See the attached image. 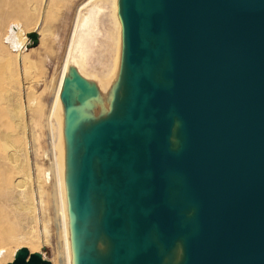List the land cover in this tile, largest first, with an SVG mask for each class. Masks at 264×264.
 <instances>
[{
    "label": "bare ground",
    "instance_id": "1",
    "mask_svg": "<svg viewBox=\"0 0 264 264\" xmlns=\"http://www.w3.org/2000/svg\"><path fill=\"white\" fill-rule=\"evenodd\" d=\"M34 1L35 0H29V2H26V0H23V2H21L20 0L19 2L18 0H0V62L4 60L3 58L9 57L10 60L13 61L15 71L18 63L23 65L27 63V57L20 53L24 45L23 22L21 20H27H24V17H27L28 9L31 6H34L33 9H35L38 5L35 9L37 10L36 17L38 18L41 11L42 13L48 12L53 2V0H38L39 3H36V1L34 3ZM101 2L99 0H82L76 7L69 41L50 107V116L54 117L55 120V126L50 123L51 154L53 156L52 168L43 169L38 166L41 171H38L37 176H35L37 183L42 179L44 181L51 179V177L54 179L63 256L62 263L81 264L83 261L87 260L88 257L91 258L93 256L112 252L113 245L109 240L110 238H107L106 233V235H99L97 248L93 241L88 238L90 228H95V230H97L100 223H102L103 217H106L108 211L106 206L108 204L107 197L104 196L101 199L95 197L92 199L90 201L89 214L84 220L82 219V185L86 175H79V170L71 164V147L66 143L64 136L67 118L69 116L72 127L71 141L74 144L73 146L75 147V145L80 142L83 151L86 153L87 147L83 140L84 134H82L83 136L81 138V134L79 133L81 128L86 127L87 131H90L94 126L105 124V130L110 134L113 131L110 122L113 120L114 115L124 119L123 112L125 105L123 101L131 91L128 82L131 72L128 68L129 65L130 70H133L132 82L135 85L137 93V97H134L131 102L135 108V115H131L129 120H135L139 117L140 107H147L149 111L148 122L154 128L160 143L164 146V148H160L158 142L155 140L150 141L147 145L145 164L148 167L147 177L153 187L150 197L154 203L151 213L159 204H165L172 210V206L164 201V193L171 184L167 182L169 175L173 182L177 181L183 184L184 188L179 190L180 195L184 197L186 194L189 195L187 199L190 207L184 209L182 211L183 213H178L176 211L173 219L172 231L169 234L162 232L155 221L151 220V236L157 241L160 249L165 248L163 238H173L171 255L165 256L163 264H189L190 244L193 238L200 233L201 228L199 219L201 199L196 196L194 188L190 185L186 171L178 166L167 167L161 174L162 179L165 181L162 198L159 202L152 199L156 186L153 182L150 146L153 145L163 153L168 152L176 160H179L187 149L189 142L186 121L179 113L175 102L171 101L167 110H161L157 105L152 104V97L156 89H164L170 94L173 93L174 57L171 36L165 26L166 14L163 10L164 1L129 0L130 6L127 9L128 32L131 25L137 26L138 44L137 49H131L129 44L127 48L126 41L123 54L120 53V41L123 35L126 36L127 26L124 20L119 17V13L124 4L121 0H109V5L106 4V1ZM143 7L144 12H142ZM155 13L157 14V19L160 20L161 23V32L160 34L158 32L157 35L159 38L157 46L150 51L148 50L149 40L147 36L152 32V15ZM108 15H110L111 20V35L113 40V46L110 50L111 57L106 49L109 45H103L104 40H106L108 36L103 27V18L106 19ZM11 20L14 22L8 23V21ZM150 38L152 37L150 36ZM163 48L166 52L165 57L163 56L162 67L170 71L171 74L168 78V82L162 81L163 85L159 86L160 79L159 76H157L158 70L153 68V56L155 55L156 57ZM105 54L108 55V60L110 59L108 62L111 61V65L107 62L103 68L100 77L101 90L99 91L95 83V78H97L95 72L88 68V65L93 57L97 58L98 64L103 63ZM122 55L124 59L123 65H121L122 67L117 74L120 78V85L114 90L112 89L113 84L111 86V76L116 67V63L121 59L120 56ZM1 64V71L7 69L6 64ZM153 72V84H150L148 81L149 73L153 74ZM146 88H149V92L145 91ZM117 94L121 95V101L117 104L114 103L115 105H109L108 99L110 100L111 97H115ZM30 98L31 97H29V99ZM29 103L31 102H28V104ZM32 103H34V101H32ZM93 103L99 105V111L92 108ZM103 106H107V109H109L108 114H105ZM89 108L95 113L90 114L92 111H88L87 109ZM17 111L18 109H12L13 115L17 113ZM1 113L0 106V126L6 127L5 130H0V260L11 261L13 259V255H11L13 249L12 245L18 247L25 246L32 252L38 248L42 242V238L40 236L38 218L36 215V202H34L33 197L34 189L32 188V182L34 177L32 176L29 166L26 148L24 146L22 148H17L15 144L8 140L11 134L7 128V114L3 116ZM167 115H172L170 124L166 120ZM15 120L19 121L18 123H24L21 107L19 116H16ZM177 121L180 122L179 127L175 126ZM120 130H122L121 127ZM113 150L114 149L111 150L112 153ZM99 162L100 158L98 157L96 163ZM81 163L78 161L75 165L80 168ZM127 175L132 179L136 177V174L131 171H128ZM76 180L80 183L79 191L75 189ZM41 183L43 184L44 182L41 181ZM39 192V195L43 194V189L39 188ZM174 193L175 190H173V194ZM39 202L42 205V198L41 200L39 199ZM123 214L125 215L124 221L128 223L130 221L128 213L123 211ZM180 214L185 215V218L180 219ZM189 220L195 223V227L187 232L185 231V227ZM178 221L179 224L177 225ZM43 229L45 240L47 241L50 233L47 224L44 225ZM177 230L180 232L176 233ZM94 234L91 235L92 239L96 237ZM79 238L81 239L80 245L77 242ZM81 244H83L82 249L80 247Z\"/></svg>",
    "mask_w": 264,
    "mask_h": 264
},
{
    "label": "water",
    "instance_id": "2",
    "mask_svg": "<svg viewBox=\"0 0 264 264\" xmlns=\"http://www.w3.org/2000/svg\"><path fill=\"white\" fill-rule=\"evenodd\" d=\"M163 1L173 93L156 89L152 104L167 110L175 102L189 142L179 160L150 146L152 199L162 198L165 169L183 168L201 199L189 264H264V0ZM152 23L161 24L156 13ZM27 36L37 45V32ZM128 44L137 49L136 25ZM174 217L165 204L150 215L167 234ZM6 264L51 262L22 246Z\"/></svg>",
    "mask_w": 264,
    "mask_h": 264
},
{
    "label": "rangeland",
    "instance_id": "3",
    "mask_svg": "<svg viewBox=\"0 0 264 264\" xmlns=\"http://www.w3.org/2000/svg\"><path fill=\"white\" fill-rule=\"evenodd\" d=\"M18 1L20 2V0ZM35 1L36 3H39L38 0ZM81 1L82 0H53L48 12L42 13V11L40 10L41 12L39 13L38 18L36 17L37 10H35L38 5L35 7V9H33L34 6H31L28 9L27 17L29 15L30 16L28 18L24 17L25 19L23 18L24 20L27 19L26 21L21 20L23 22L22 28L24 32V45L22 46L20 53L21 55L27 57L26 65L18 63L17 69L15 71L13 61L10 60L9 57L3 58L4 60L0 62V65H2L1 63L7 65V69H4L6 72L4 70L1 71L0 68V106L2 112L1 114H3V116L4 114H7L8 118L7 128L11 134L8 140L15 144L17 148H22L23 146L26 148L29 166L32 176L34 177L32 182V188L34 190H32L34 193V202H36L35 205L39 232L42 238V242L34 251L41 252L44 258L50 260L51 264H63L54 179H52V177L47 181H44L42 179L41 181L44 182L42 184L41 181L37 183V179L35 176H37L38 171H41L38 166L42 167L43 169L52 168L53 156L51 154L50 123L55 126V120L54 117L50 116V107L53 101L60 68L69 41V35L72 29V22L74 20L76 7ZM99 1H106V4L109 5V0ZM21 2H23V0H21ZM26 2H29V0H26ZM121 2H123L124 5L121 7L119 17L124 20V23L127 26V31L125 34L126 36L123 35L120 41V53L123 54L126 41L128 48L127 9L130 5L129 0H121ZM142 12H144V7ZM107 17L106 19L103 18V27L105 28L108 35L106 37V40H104L103 45H109V47H107L106 49L108 50L111 57L110 50L113 46V40L111 35L112 32L110 15H108ZM10 22L14 21H8V23ZM32 31L37 32L40 38L37 45L28 46L31 41L27 36V33ZM151 31L152 32H150V34L147 36L149 40L148 50L150 51H152L159 42V38L157 35L158 32L159 34L161 32V24L155 25L154 23H152ZM150 36L152 38H150ZM165 52L166 50L163 48V50H161L160 53L156 55V57L155 55L153 56V68L158 70L157 76H159L160 79L159 86L163 85L162 81L167 83L168 78L171 74L170 71L162 67V61L165 57ZM120 57L121 62L120 60L118 61L120 65L118 62L116 63V67L113 70L111 76V86L113 84L112 89L114 90L117 89V87L120 85V78L117 74L120 71L122 67L121 65H123L124 61L123 55ZM109 60L108 55L105 54L103 63L98 64L97 58L93 57L92 61L88 65V68L92 69V71L95 72V75L97 77L95 78V83L99 88V91L101 90V73ZM110 62H108V64ZM128 68L129 71H131L128 81L131 94L129 93L127 98L123 101V104L125 105L123 112L124 119H121L119 116L114 115L113 120L110 122L113 127V131L108 134L105 130V124L94 126L90 131H87L86 127L81 128L79 130V133L81 134V138L83 136L82 134H84L83 140L85 141L87 147V152L85 153L80 142H78L75 147L73 146L74 144L71 141L72 127L68 116L64 136L66 143L69 145V147H71V164L75 166L77 170H79V175L85 174L86 177L88 175L89 160L90 158H92L93 154L99 153L103 147H109L112 138L114 140L113 142L115 144L114 148H112L114 149L113 153L111 152V150L109 153H105L102 151L103 154H97L98 156L94 157L93 165L96 166L97 164H100V162L111 163L114 164V166L120 168L121 171L125 173V179L122 181V185L120 186L119 190L120 203H118V205L121 204L120 206L122 210L128 213L130 221L128 223L124 221L123 223L122 229L128 231L129 233L125 236L124 233H121V238H123L124 251L121 253L123 259L119 262V264H137L138 259L142 255V253H146L148 251V247L153 242H157L151 236L152 221L149 217V214L151 213V210L154 206V203L150 197L153 187L147 177L148 167L145 164V161L147 155V145L150 141L155 140L158 142L160 148H164L157 137L156 131L148 122L149 111L147 107H140L139 117L135 120H129V117L131 115H135V108L133 107L131 102L134 97H137V93L135 85L132 82L133 70H130L129 65ZM153 77L154 72L153 74L149 73L148 81L150 82V84H153ZM145 91L149 92V88H146ZM29 97L33 99H29ZM32 101H34V103H32ZM108 101L109 105H113L114 103L117 104L121 101V95L117 94L115 97H111L110 100L108 99ZM28 102L31 103L28 104ZM20 107L24 117V123H18L19 121L15 120V117L19 116ZM103 107L105 114H108L109 109H107V106ZM125 107L128 109H126ZM92 108L98 111L100 110L99 105H96V103L92 104ZM12 109H18L17 113H14L13 115ZM87 110L90 111L91 109L89 108ZM94 113L95 112L92 111L90 114ZM171 116L172 115H167L166 118L169 124L172 119ZM120 127L122 128V130H120ZM1 128L0 130H5L6 127ZM98 157L100 158V162L96 163ZM78 161L79 163H81L82 161L80 168L79 166L75 165ZM128 171L136 174V177L134 179L129 178L127 175ZM170 177L171 176L169 175L167 182L171 184L168 186L167 190L164 193V201L172 206V210L174 213H176V211L178 213H181L184 209L190 207L189 201L187 199L189 198V195L186 194L185 197L181 196L179 190L184 188L183 184L177 181H174V183L172 178ZM78 184V180H76V190L78 188ZM91 185L93 189H96L98 184H96L92 179ZM104 185L105 187L103 188V193L104 196L107 197V202L109 204L110 200L113 198V190L111 186L112 183L111 181L107 180L105 181ZM39 188L43 189V194L41 195H39ZM173 190H175L174 194ZM103 197H100L98 199H101ZM41 198L43 200L42 205L39 202V199L41 200ZM89 211L90 201L86 204L83 203L81 206V214L83 220L89 214ZM108 214L109 213L107 211L106 217L108 216ZM179 217L180 219L185 218V215L180 214ZM45 224H47L50 231L47 241L45 240L43 229ZM178 224L179 221L177 225ZM193 227H195V223L192 222V220H189L186 223L185 231L189 232ZM138 229H141V231L144 232L142 234H138ZM178 232L180 231L177 230L176 233ZM163 240L165 242V248L160 249L158 246L160 259L156 263L147 264H163V259L165 258V256L169 254L171 255V245L173 242V238H163ZM77 242L80 245L81 239L79 238ZM82 245L83 244H81L80 246L81 249ZM12 248L13 249L11 255L14 256L15 251L19 247L12 245ZM110 254L111 253L100 254L91 258L88 257V259L83 261L81 264H86V261L88 260L93 261L94 264H106V257ZM7 262L9 261L0 260V264H6Z\"/></svg>",
    "mask_w": 264,
    "mask_h": 264
},
{
    "label": "crops",
    "instance_id": "4",
    "mask_svg": "<svg viewBox=\"0 0 264 264\" xmlns=\"http://www.w3.org/2000/svg\"><path fill=\"white\" fill-rule=\"evenodd\" d=\"M112 147L113 143L110 142L109 147H103L99 153L93 154L92 158H90L88 165V175L84 178L82 185V201L84 204H86L95 197H103V188L105 187L104 183L107 180L111 181L113 198L110 200V203L106 205L109 214L107 217H103L102 223H100L97 230H95V228H90L88 238L93 241L95 247L97 248L99 243V235L107 234L106 236L107 238H110L109 240L112 242L113 249L111 254L106 257V264H119V262L123 259L121 253L124 251L123 238H121V233H124V236L129 233L128 231L122 229L125 215L123 214V210L120 205H118V203H120L119 190L122 181L125 179V173H123L120 168L114 166V164L111 163L100 162V164H97L96 166L93 165V159L94 157L98 156L97 154L101 155L103 154V152L109 153L110 150H112ZM92 179L96 184H98L96 189H93L91 185ZM77 189L79 191V184ZM143 232L144 231H141V229H138L137 231L138 234H142ZM93 234L96 235V237H94L95 239H92L91 237V235ZM159 259L160 255L158 253L157 242H153L148 247V251L146 253H142V255L139 257L137 264L156 263ZM86 264L94 263L93 261L88 260L86 261Z\"/></svg>",
    "mask_w": 264,
    "mask_h": 264
},
{
    "label": "clouds",
    "instance_id": "5",
    "mask_svg": "<svg viewBox=\"0 0 264 264\" xmlns=\"http://www.w3.org/2000/svg\"><path fill=\"white\" fill-rule=\"evenodd\" d=\"M175 126H176V127H179V126H180V122L177 121Z\"/></svg>",
    "mask_w": 264,
    "mask_h": 264
}]
</instances>
